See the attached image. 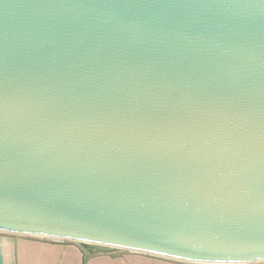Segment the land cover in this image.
Wrapping results in <instances>:
<instances>
[{"label":"water","instance_id":"water-1","mask_svg":"<svg viewBox=\"0 0 264 264\" xmlns=\"http://www.w3.org/2000/svg\"><path fill=\"white\" fill-rule=\"evenodd\" d=\"M0 232L263 261L264 0H0Z\"/></svg>","mask_w":264,"mask_h":264},{"label":"crops","instance_id":"crops-1","mask_svg":"<svg viewBox=\"0 0 264 264\" xmlns=\"http://www.w3.org/2000/svg\"><path fill=\"white\" fill-rule=\"evenodd\" d=\"M88 250L78 242L0 232V264H197L138 251ZM246 264H264L257 261Z\"/></svg>","mask_w":264,"mask_h":264}]
</instances>
